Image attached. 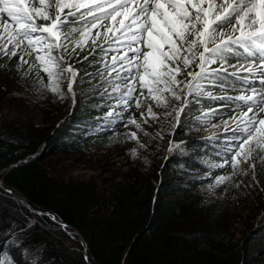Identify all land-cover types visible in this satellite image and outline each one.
<instances>
[{"label":"trees","instance_id":"obj_1","mask_svg":"<svg viewBox=\"0 0 264 264\" xmlns=\"http://www.w3.org/2000/svg\"><path fill=\"white\" fill-rule=\"evenodd\" d=\"M91 49L77 48L79 56L66 60L73 63L90 52L81 61L83 82L75 83L84 88L73 105L66 101V128H55L58 121L50 116L34 124L26 112L24 119L0 122V230L27 224L24 239L39 249L21 251L0 235V258L7 253L12 264H264V246L258 254L249 251L264 224V165L257 162L255 183L237 176L241 187L230 186L221 195V185L214 196L206 187L216 175L231 171L225 166L209 173L202 166L219 162V144L206 138L222 129L221 117L231 116L219 100L190 95L177 123L173 115H163L179 107L174 98L168 97L165 108L144 96L141 108L124 110L123 119L112 115L105 126L113 98L101 99L110 89L96 87L95 64L102 57ZM12 77L5 69L0 72V100L6 99L5 89H12ZM206 90L218 96L214 88ZM11 96L8 105L21 108ZM149 104L160 113L156 120L140 116ZM209 108L214 114L201 119ZM118 112L119 107L113 109ZM130 114L143 131L126 123ZM131 131L138 139L127 138ZM92 146L103 152L101 157L89 152ZM119 157L125 162H113ZM68 162L83 163L97 175L67 177ZM53 164L60 165L54 175L49 172ZM38 211L52 213L66 229ZM197 217L204 223L216 220V227L208 231L194 221Z\"/></svg>","mask_w":264,"mask_h":264},{"label":"snow or ice","instance_id":"obj_2","mask_svg":"<svg viewBox=\"0 0 264 264\" xmlns=\"http://www.w3.org/2000/svg\"><path fill=\"white\" fill-rule=\"evenodd\" d=\"M0 17H6L0 20V57L18 56L15 67L19 70L22 64H28L26 54L32 55L34 63L28 64L23 74L35 68V77L42 82V70L48 78L45 87L73 102V84L83 80H76L78 70L66 60L79 56L77 48L83 50L91 38L93 52L99 47L103 58L102 71L96 72L102 83L96 87L110 89L101 93V99L113 98L104 117L105 126L110 122L108 117L123 119L124 110L141 108L144 96L165 108L169 106L168 97L180 101L172 112L163 113L165 117L173 115L177 123L190 95L193 99L203 96L235 102L233 114L220 120L225 135L223 146L216 150L219 162L202 165L209 173L225 166L231 171L216 175L206 187L214 196L221 185V195L230 186L241 187L237 176H247L255 183L257 162L264 165V0H0ZM38 19L42 22L37 23ZM78 22L83 24L82 29L73 26L71 31H63ZM92 29H96L94 35ZM77 31L79 36L74 38ZM237 50L243 52L247 66L234 67L229 73L226 58ZM81 59L87 60V56ZM218 60L217 68L209 67ZM240 72L245 73L241 83L252 78L259 88L252 87L234 97L213 96L206 90V82L215 85V81ZM61 81H66L64 90ZM116 107L121 112L113 113ZM144 108L146 112L142 110L141 117L147 114L156 120L160 115L151 104ZM213 114L214 109H204L201 119ZM126 123L143 131L131 114ZM175 127L173 124L172 128ZM127 138L136 139L137 133L131 131ZM141 147L147 149V145ZM171 147L169 142V150ZM131 151L135 155V149ZM37 214L48 215L59 227H67L52 213ZM27 227L26 224L23 229L17 226L0 230V235L5 243L14 244L21 251L31 247L36 253L38 246L29 245L24 239ZM0 264H12L7 253L0 258Z\"/></svg>","mask_w":264,"mask_h":264},{"label":"rangeland","instance_id":"obj_3","mask_svg":"<svg viewBox=\"0 0 264 264\" xmlns=\"http://www.w3.org/2000/svg\"><path fill=\"white\" fill-rule=\"evenodd\" d=\"M6 19V17H0V20ZM70 20H77L76 17H69ZM75 26L78 29L83 28L82 23H77L76 25H69L67 26V32L71 31V28ZM92 34L94 35L96 32V29H92ZM79 32L73 33L74 38H78ZM92 45L91 38H89L88 44H86L87 47ZM27 52V50H26ZM238 54V55H237ZM19 55V54H18ZM18 56H13L11 59H8L7 57H0V72L5 69L7 73L12 75L13 77V84L11 85L12 89L7 91L4 90L3 94L6 95L5 100H0V122L5 121L10 118H16V119H24L23 112H26V117L29 119H32L34 124H44L45 118L47 116L53 117L58 122L56 123L55 128L63 127L66 128L68 124L67 116H68V110L66 108V101L67 98L70 99V97L65 96L64 98H60L57 94L52 93L47 87H45L48 84V78L47 74L43 73L42 70H40L41 75L43 76V81L40 82L35 77L36 69L33 68L31 72H29L27 75H24L23 73L25 70L28 69V64L34 63V57L32 55L25 56V59L28 61V64H22L21 68L18 70L15 67V64L17 62ZM108 60H111V53H109ZM73 67L77 68V77L76 80H81L82 77H84L85 71L83 67H81L80 61H76L74 64L71 63ZM220 65V61L218 60L215 63V67L217 68ZM243 65L244 67L247 66V60L243 54L242 51H235L233 54L227 56L226 58V66H228L227 70L229 73H231L234 70V67H239ZM97 70H101V62L95 64ZM84 71V72H83ZM97 72V71H96ZM107 73L105 72L104 75ZM245 75V73L240 72L237 76H228L226 79L222 78L217 80L216 82L224 85L223 87L226 88V93H233L235 96L239 95L240 92L247 93L250 88L256 87L259 88V84L255 79L250 78L249 80L241 83L242 77ZM97 81L96 84L101 83V77L99 75H96ZM90 83L93 82V79L89 80ZM14 85V86H13ZM60 87L62 90L66 89V81L60 82ZM84 87H81L80 85H74L73 84V91L75 93L80 92ZM16 99L17 104H21V108H17V110L12 109L8 104L11 101L12 96ZM71 100V99H70ZM15 101V102H16ZM76 101V96H75ZM71 103L73 105V101L71 100ZM177 106L180 104V101L176 100ZM71 105V106H72ZM255 110V109H254ZM21 112V114H20ZM181 114V113H180ZM56 122V121H55ZM215 137H220L219 135L215 134L213 135ZM138 139V137H137ZM140 142V141H138ZM140 144H143L141 142ZM89 152L91 154H95L97 157L100 154V157L102 156L103 152L100 149H96L94 146L90 147ZM113 162L120 164L119 162H125L124 157H119L113 160ZM68 165L71 167L68 168L67 177L68 176H78L83 175L86 177L89 176H95L97 173L94 170H91L89 167H85L83 163H76V162H68ZM60 165H49V172L51 174H55V172H59ZM1 182V181H0ZM200 217L195 218V222L197 223H204L202 220H200ZM206 219L205 228L208 231H213L216 227V220H210ZM204 221V220H203ZM202 224V225H204ZM264 226V224L262 225ZM258 227L256 230L258 232V236L253 240L250 253L258 254V251L261 250L264 246V227ZM172 230L174 228L170 227ZM262 228V229H259ZM84 252V250H83ZM258 256V255H257Z\"/></svg>","mask_w":264,"mask_h":264},{"label":"water","instance_id":"obj_4","mask_svg":"<svg viewBox=\"0 0 264 264\" xmlns=\"http://www.w3.org/2000/svg\"><path fill=\"white\" fill-rule=\"evenodd\" d=\"M34 157V156H33ZM9 193V192H8ZM15 198L16 199H18L19 201H21V202H23L24 203V201L22 200V199H20V198H18L17 196H15ZM76 234L77 235H79V233L78 232H76ZM83 254H84V257L87 259V252H86V249H84V252H83ZM90 264V263H89Z\"/></svg>","mask_w":264,"mask_h":264}]
</instances>
